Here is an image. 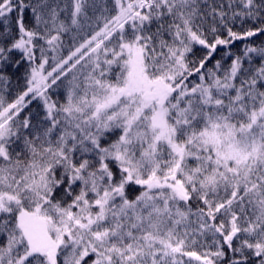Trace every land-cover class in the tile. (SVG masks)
<instances>
[{"label":"snow or ice","instance_id":"snow-or-ice-1","mask_svg":"<svg viewBox=\"0 0 264 264\" xmlns=\"http://www.w3.org/2000/svg\"><path fill=\"white\" fill-rule=\"evenodd\" d=\"M0 264H264V0H0Z\"/></svg>","mask_w":264,"mask_h":264}]
</instances>
